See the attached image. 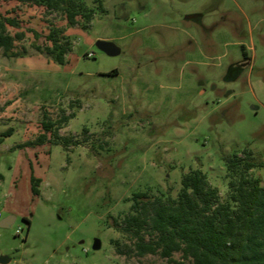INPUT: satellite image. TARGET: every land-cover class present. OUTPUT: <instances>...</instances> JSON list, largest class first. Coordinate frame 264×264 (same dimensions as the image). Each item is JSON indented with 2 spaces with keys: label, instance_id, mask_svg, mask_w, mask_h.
Segmentation results:
<instances>
[{
  "label": "rangeland",
  "instance_id": "obj_1",
  "mask_svg": "<svg viewBox=\"0 0 264 264\" xmlns=\"http://www.w3.org/2000/svg\"><path fill=\"white\" fill-rule=\"evenodd\" d=\"M78 1L92 16L70 27L60 11L0 0L22 53L0 49V136L11 130L0 142V220L15 217L0 226V264H171L138 255L121 220L134 193L176 198L194 169L228 201L224 157L245 148L264 185V0ZM54 28L69 42L64 64L47 38ZM64 115L66 146L49 132L27 144Z\"/></svg>",
  "mask_w": 264,
  "mask_h": 264
},
{
  "label": "trees",
  "instance_id": "obj_2",
  "mask_svg": "<svg viewBox=\"0 0 264 264\" xmlns=\"http://www.w3.org/2000/svg\"><path fill=\"white\" fill-rule=\"evenodd\" d=\"M15 1L60 11L70 27L77 23L78 15L86 19L92 16V10L78 0ZM93 2L102 8V0ZM6 25L17 27L18 22L13 17L0 19V49L6 57L21 56L5 35ZM33 33L37 36L36 31ZM16 35L21 37V33ZM47 38L52 43L55 62L64 64L69 42L63 31L54 28ZM70 117L64 115L56 121L44 119V132L27 144L39 145L51 138L54 144L66 146L69 138L61 136L59 129ZM10 133V129L2 132L0 142ZM224 163L229 177L226 202L219 200L217 189L208 183L200 169L182 175L176 198L151 197L147 192L133 194L131 211L122 218L120 228L132 236L138 255L158 254L171 264H264V185L251 174L260 163L255 162L247 148L241 155L225 156ZM39 182V178L31 177L34 195L39 194ZM145 235L149 238L145 239ZM176 252L179 258L173 256Z\"/></svg>",
  "mask_w": 264,
  "mask_h": 264
},
{
  "label": "water",
  "instance_id": "obj_3",
  "mask_svg": "<svg viewBox=\"0 0 264 264\" xmlns=\"http://www.w3.org/2000/svg\"><path fill=\"white\" fill-rule=\"evenodd\" d=\"M96 46L99 50L104 52L109 56H115L120 53V48L114 44L112 41L105 40V39H98L96 41ZM15 217L13 215H8L5 218L0 220V226H10L14 221ZM100 246V240L98 238L94 239L93 248L97 249ZM5 256H0V263H4L6 261Z\"/></svg>",
  "mask_w": 264,
  "mask_h": 264
}]
</instances>
